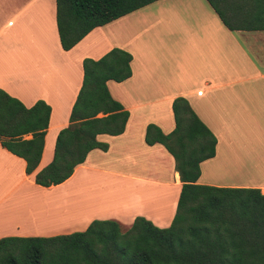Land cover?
Listing matches in <instances>:
<instances>
[{
	"label": "crops",
	"instance_id": "obj_1",
	"mask_svg": "<svg viewBox=\"0 0 264 264\" xmlns=\"http://www.w3.org/2000/svg\"><path fill=\"white\" fill-rule=\"evenodd\" d=\"M225 15L232 29L206 0H155L92 28L63 50L54 0H0V88L25 107L38 99L49 106L32 173L0 145V237L68 234L93 219H112L127 228L135 216L166 227L180 181L171 155L159 143L146 144L144 131L147 124L162 133L173 128L176 97L186 99L215 138L214 154L199 163L196 182L264 192V28H257L261 15L252 11L230 8ZM112 47L131 55L130 75L106 81L110 96L128 112L123 131L96 135L106 150H89L61 183H34V172L51 160L58 130L68 124L81 60L97 59ZM78 184L79 193L97 185L106 190L94 198L100 203L97 214L64 223L70 205L63 199ZM111 193L126 195L119 212L104 208ZM87 196L78 201L93 199Z\"/></svg>",
	"mask_w": 264,
	"mask_h": 264
},
{
	"label": "trees",
	"instance_id": "obj_2",
	"mask_svg": "<svg viewBox=\"0 0 264 264\" xmlns=\"http://www.w3.org/2000/svg\"><path fill=\"white\" fill-rule=\"evenodd\" d=\"M153 1L54 0L60 47L68 50L92 28ZM206 1L229 29L225 12L230 8L261 15L255 25L264 28V0ZM130 60L118 47L97 59L81 60V82L68 124L58 130L51 160L34 172V183H61L89 150H106L96 135L123 131L128 112L110 96L106 81L127 78ZM171 112L174 125L169 132L153 124L144 131L146 144L159 143L171 155L180 181L166 227L135 216L123 230L115 220L93 219L84 230L68 234L3 236L0 264H264V192L197 183L199 163L213 156L215 138L183 97L171 101ZM48 114L44 101L25 107L0 88V145L24 160L26 174L38 163Z\"/></svg>",
	"mask_w": 264,
	"mask_h": 264
},
{
	"label": "rangeland",
	"instance_id": "obj_3",
	"mask_svg": "<svg viewBox=\"0 0 264 264\" xmlns=\"http://www.w3.org/2000/svg\"><path fill=\"white\" fill-rule=\"evenodd\" d=\"M150 8L153 9V7H150ZM144 12H147V10L144 11ZM78 187H79V184L75 185L72 189L70 188L68 195L66 197H64V199H63V200H65V199L67 200V201H65L64 205H70V207L74 206V208H77L79 211L82 210V209L83 210L85 209L82 212V215H81V216L84 217V219L89 217L92 214H97L100 203H98V201H96L94 198H97L98 194H100L101 192H104L106 189L103 188V190H101L100 186L97 185V186H94V188L90 192L88 191V188L85 187L83 190H86V191H84V192L82 191V192L79 193V192H77L78 191V189H77ZM111 191H113V190H111ZM106 193H108V189H107ZM86 195H88L87 197H93V199L88 200L87 203H83L81 201H78V199L85 198ZM159 195L161 196L162 193H159ZM109 198H111V200L108 203L107 202L104 203V208L105 209H112L113 213L119 212L122 209L121 207H123L125 205L126 201H127L126 200V195H113L112 196V193H111ZM150 205H151V203H150ZM61 206H62V204H61ZM75 206H78V207H75ZM79 206H82V207L79 208ZM71 208H69V210ZM77 209H75V211ZM57 210H59V209H56V212H57ZM55 217H56V215H55ZM55 217L53 216L54 220H56ZM76 217H77V214H71V213L69 214V212H66L64 214V223H66L67 221L71 222V223H75V222H79V221L84 220L82 218V219H79L78 221H75L77 219ZM123 229H125V227L121 226V230H123Z\"/></svg>",
	"mask_w": 264,
	"mask_h": 264
},
{
	"label": "bare ground",
	"instance_id": "obj_4",
	"mask_svg": "<svg viewBox=\"0 0 264 264\" xmlns=\"http://www.w3.org/2000/svg\"><path fill=\"white\" fill-rule=\"evenodd\" d=\"M85 206H86V205H85ZM71 207H72V208H71ZM71 207H69V208H71V209H70L71 211H69V214H70V213H71V214H77L78 217H81L82 212L85 210V209H84V210L82 209V210H80V211H81V212H80L77 208H74V206H71ZM75 207H78V206H75ZM81 207H82V206H79V208H81ZM87 208H88V207H87ZM75 209H77V210L75 211ZM72 210H73V211H72ZM78 211H79V212H78Z\"/></svg>",
	"mask_w": 264,
	"mask_h": 264
}]
</instances>
